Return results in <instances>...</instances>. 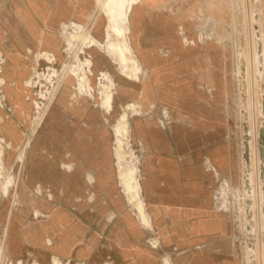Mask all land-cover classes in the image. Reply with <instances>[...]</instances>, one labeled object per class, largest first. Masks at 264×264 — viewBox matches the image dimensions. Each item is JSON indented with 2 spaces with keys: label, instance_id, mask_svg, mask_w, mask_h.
<instances>
[{
  "label": "rangeland",
  "instance_id": "374dc122",
  "mask_svg": "<svg viewBox=\"0 0 264 264\" xmlns=\"http://www.w3.org/2000/svg\"><path fill=\"white\" fill-rule=\"evenodd\" d=\"M178 2L149 10L143 27L149 43L169 20L172 39L183 30L204 50L218 46L195 85L177 74L174 41L147 61L135 51L145 0L128 10L124 60L107 47L106 4L0 0V264H264V0ZM136 118L171 148L136 138ZM119 141L122 169L135 166L133 196ZM219 147L221 167L211 161ZM169 157L204 172L176 180L160 171Z\"/></svg>",
  "mask_w": 264,
  "mask_h": 264
},
{
  "label": "crops",
  "instance_id": "0c3cea01",
  "mask_svg": "<svg viewBox=\"0 0 264 264\" xmlns=\"http://www.w3.org/2000/svg\"><path fill=\"white\" fill-rule=\"evenodd\" d=\"M170 0H145V8H147V11H141L139 14H134L136 18L135 27L132 32V42L133 46L135 48V51L140 55L141 53L144 54L147 61L148 53H151L152 56L155 57L157 55V48L158 44L160 42H167L169 44L173 43V41L177 45V74L184 79V83L188 84V82L192 85L196 84V81L198 82L201 76V70L203 67H209V71L211 69L212 64L219 58L221 59L220 55L216 56L218 51L214 50V48H218V46L213 45L211 43L208 44L206 47V50H204V47L200 46L199 44L194 45H186L182 40L179 39H172L174 34L177 33V27L175 29V23L172 25L169 24V20L166 21V28L164 25L163 30H161L160 34H154V37H158L160 39H155L152 41L153 43H149L146 39L149 37V34H147L144 30V17L147 14L149 10H152L156 6H164L167 2ZM178 5H181L182 9L185 8V0H180V3H177ZM193 11L189 14L190 17L194 20H200L201 13L204 11V6L202 3H194L193 4ZM204 16V15H203ZM176 35V34H175ZM194 36V35H190ZM217 52V53H216ZM204 53V58L202 59L200 57V54ZM156 64H159L154 60ZM164 63V62H163ZM207 65V66H204ZM211 72V71H210ZM211 75L208 76L207 83H211ZM181 79V80H182ZM134 132L136 138H142L143 141L146 142V144L150 147L154 145V143H157V140L166 138L165 133L163 130L156 129L152 122L143 120L142 118H136L134 122ZM163 148L169 150L171 148V143L168 138L164 140ZM218 149V151H217ZM223 147L214 148V150L211 151L212 158L211 161L214 165L217 167L225 166L227 165V157L226 154L222 151ZM162 162H159V165H161L160 171L162 173H166L170 175L171 177L175 178L176 180H181V176L183 175H190L191 173H195L197 171L204 172V169L202 167V164L198 168L196 167H189L188 170H185L178 161H176L174 158H163L161 160ZM156 163H152V165H155ZM147 174L150 177L149 174V168L146 166ZM146 172V171H145ZM200 172V173H201ZM149 185V183L147 184ZM196 186H201L199 183L196 184ZM184 264H194V263H184Z\"/></svg>",
  "mask_w": 264,
  "mask_h": 264
},
{
  "label": "bare ground",
  "instance_id": "6f19581e",
  "mask_svg": "<svg viewBox=\"0 0 264 264\" xmlns=\"http://www.w3.org/2000/svg\"><path fill=\"white\" fill-rule=\"evenodd\" d=\"M98 3V6H101L102 4H106L107 6V10H108V23H107V32H108V36H110L112 39L108 42L107 47L108 49L114 54V58H119L120 60H124V53L126 51L130 50V44L127 41V27H126V16L128 13V10L130 9V7L132 6V4L134 2H136L137 0H96ZM76 25V27H81L82 23H76L74 24ZM76 35H71V37H75ZM89 37L88 35H84L83 36V52H85L84 47L89 43ZM64 53V52H63ZM63 58V54L62 57L58 60H56V62L53 65L59 64L62 61ZM46 59V57H45ZM47 60V59H46ZM48 62V60H47ZM85 64H87V58L85 59ZM75 72H73V70L69 71L66 75V77L68 75L72 76ZM63 79V78H62ZM88 80L85 71L82 69L81 70V78L80 81L82 83H86V81ZM56 84L53 85V87H55ZM45 97V96H44ZM110 98V97H109ZM109 98L107 101H109ZM66 102V100H65ZM38 106L40 105V103L37 101L35 102ZM38 108V107H37ZM125 126V123L119 124V126L117 127L118 131H120L121 129H123ZM123 146H128L127 143L122 144V141H119L118 144V160H119V164L121 166V169L123 167L122 165V147ZM76 168L72 169L75 170ZM71 170V171H72ZM121 177L123 178V181L125 183V187L126 190L128 192V194L130 196L136 195L138 193V186H137V181H136V170H135V166L131 167L127 170L122 169L121 171ZM2 178V172L0 171V179ZM1 193H8V197L10 195L13 196V192H9V187L8 185L4 186L1 189ZM15 197V196H14ZM151 216V215H150ZM146 221L151 224L150 219L148 217V220L146 219ZM4 244V243H3ZM25 260H26V256L22 255L21 260H20V264H25ZM33 262L34 264H44L41 257L39 255H36L33 258ZM55 264H67V263H59L55 261Z\"/></svg>",
  "mask_w": 264,
  "mask_h": 264
},
{
  "label": "built area",
  "instance_id": "2783aa9c",
  "mask_svg": "<svg viewBox=\"0 0 264 264\" xmlns=\"http://www.w3.org/2000/svg\"><path fill=\"white\" fill-rule=\"evenodd\" d=\"M181 34H182L183 41L185 42V44H195L196 43V41L194 39H190L183 30L181 31ZM197 39L199 41L203 39L202 33L199 34Z\"/></svg>",
  "mask_w": 264,
  "mask_h": 264
}]
</instances>
